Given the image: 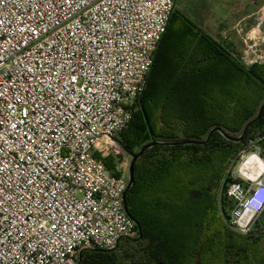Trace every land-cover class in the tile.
<instances>
[{"label":"built area","instance_id":"obj_1","mask_svg":"<svg viewBox=\"0 0 264 264\" xmlns=\"http://www.w3.org/2000/svg\"><path fill=\"white\" fill-rule=\"evenodd\" d=\"M175 0H0V264H77L140 230L126 209V153ZM242 62L264 64V8ZM226 193L249 234L264 213V155L243 152Z\"/></svg>","mask_w":264,"mask_h":264},{"label":"trees","instance_id":"obj_2","mask_svg":"<svg viewBox=\"0 0 264 264\" xmlns=\"http://www.w3.org/2000/svg\"><path fill=\"white\" fill-rule=\"evenodd\" d=\"M263 105L264 64L246 66L175 7L139 110L118 140L130 151L153 140L198 143L147 149L125 201L140 236L112 251L84 250L77 264H264V223L244 235L221 210L223 184L241 154L260 148L264 155V110L240 142L211 134L220 128L239 138ZM97 158L121 176L112 158ZM224 207L228 214L235 207L227 193Z\"/></svg>","mask_w":264,"mask_h":264},{"label":"crops","instance_id":"obj_3","mask_svg":"<svg viewBox=\"0 0 264 264\" xmlns=\"http://www.w3.org/2000/svg\"><path fill=\"white\" fill-rule=\"evenodd\" d=\"M261 8H264V0H229L223 17L215 22L206 21L203 26L215 40L231 46L234 55L242 61L245 37L258 33L252 30Z\"/></svg>","mask_w":264,"mask_h":264},{"label":"rangeland","instance_id":"obj_4","mask_svg":"<svg viewBox=\"0 0 264 264\" xmlns=\"http://www.w3.org/2000/svg\"><path fill=\"white\" fill-rule=\"evenodd\" d=\"M226 3H229V0H177L176 7L178 11L193 19L205 30L204 22H215L217 18L223 17ZM137 108L138 106L135 108L134 117L139 110ZM104 158H112L114 160L116 164L115 172L120 173L121 176L129 172L131 157L127 153L120 155L109 154ZM239 166L240 159L232 168V174L236 173ZM259 221L264 223V213L259 218Z\"/></svg>","mask_w":264,"mask_h":264},{"label":"water","instance_id":"obj_5","mask_svg":"<svg viewBox=\"0 0 264 264\" xmlns=\"http://www.w3.org/2000/svg\"><path fill=\"white\" fill-rule=\"evenodd\" d=\"M175 3H177V0H175ZM264 110V105L263 107L261 108L260 110V113L258 115V117L253 120L250 124H248L243 132V134L239 137V138H233L231 136H229L228 134H226L225 132H223L220 128H214L212 131H211V134L218 131V132H222V134L224 135V137L230 141H234V142H240L242 139H243V136L245 135L247 129L249 128V126L251 124H253L255 121H257L260 117H261V114ZM210 134V135H211ZM209 135V137H210ZM208 137V139H209ZM207 139V140H208ZM117 143H119L123 149L125 150V152L131 157V162H130V167H129V182H128V187H127V190H126V193L124 195V201H126V195H127V192L129 191V189L132 187L133 183H134V164L135 162L143 155V153L149 149L150 147H153L154 145H157V144H168V145H172V146H175V145H185V144H194V143H198V142H195V141H192V140H178V141H173V142H158L156 140H153L151 143H148L146 145H144L142 148H140L138 151H130L128 149H126L118 139L115 140ZM204 143V142H203ZM232 179L231 178H227L223 184V187H222V192H221V210H222V214H223V217L224 219L227 221V222H230L231 220V215L228 214L225 210V207H224V200H225V194H226V190L228 188V186L232 183Z\"/></svg>","mask_w":264,"mask_h":264}]
</instances>
